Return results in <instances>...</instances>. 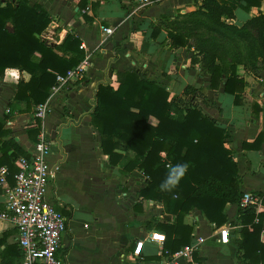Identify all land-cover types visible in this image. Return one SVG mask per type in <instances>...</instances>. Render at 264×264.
Returning <instances> with one entry per match:
<instances>
[{"label":"crops","instance_id":"1","mask_svg":"<svg viewBox=\"0 0 264 264\" xmlns=\"http://www.w3.org/2000/svg\"><path fill=\"white\" fill-rule=\"evenodd\" d=\"M81 1L30 0L31 4L42 5L52 18L42 39L56 46L67 34L76 35L91 61L83 81L65 84L49 100L48 114L42 120L37 136L43 133L54 142L49 161L56 168V178L50 188V198L68 217L60 253L70 264H79V257L87 264L81 242L94 237L97 242L112 248L109 260L106 259L104 264H119L117 236L125 234L131 238L129 252L136 240L145 241V264H173L169 257L162 255L165 233L154 226L155 219L161 220L165 216L162 204L141 199L142 173H122V165H111L109 157L101 150L100 134L93 126L91 116L97 90L107 82L117 86V72L125 70L138 71L141 78L165 87L170 92V100L181 106L187 100L185 87L197 88L200 92L194 103L229 133L226 147L238 163L242 191L261 195L264 192V68L244 70L243 65H239L238 73L246 80L240 103H236L234 95L224 91V83L217 90L210 87L211 74L200 61L194 62V58L200 59L195 46L174 45L168 36L170 22L180 13L197 10L202 0H150L146 4L138 0H85L80 6ZM261 11H264V2L262 7H252L249 12L239 8L236 17L227 22L241 26ZM158 26L161 30L154 36ZM104 27H111L113 33L107 34ZM30 77V73L18 68L5 70L0 78L1 117L7 114L19 80L28 81ZM32 109L7 119L6 128L11 133L5 138L14 137L30 154L36 140L28 129L38 126L35 107ZM151 121L156 123L153 117ZM259 135L262 141L256 145ZM8 179L14 184V175L10 173ZM84 184L87 189L83 191L82 188L79 192V185ZM3 202L0 187V208H3ZM138 202L139 212L134 208ZM263 211L264 206L259 213ZM226 214L228 221L222 227H217L199 210L186 215L185 222L197 235L205 238L195 251L200 264H243L242 251L236 244L241 238L237 231L240 205L227 204ZM88 219L95 222L92 232L88 230ZM101 220L103 226L99 225ZM101 230L103 237L97 235ZM3 234L7 235L8 244H16L17 229L10 222L0 221V236ZM261 240L264 242V231ZM4 248L5 245L0 246V262ZM127 259L125 262L131 264Z\"/></svg>","mask_w":264,"mask_h":264},{"label":"trees","instance_id":"2","mask_svg":"<svg viewBox=\"0 0 264 264\" xmlns=\"http://www.w3.org/2000/svg\"><path fill=\"white\" fill-rule=\"evenodd\" d=\"M263 1L202 0L197 10L178 15L168 27L172 43L181 47L188 45L189 33L202 28L217 32L223 41L232 32L252 41L256 39L247 60L241 58V52L228 59L225 42L210 46L201 40L195 45L200 59L194 58V62L200 61L211 74L210 87L217 90L224 83V91L234 95L236 103L241 102L246 86L244 76L238 73L239 65L255 70L264 68V11L241 26L228 23L227 19H234L239 8L249 12L252 7H261ZM184 15L192 17L184 21L186 29L180 23ZM51 22L50 14L40 4H31L30 0H0V78L8 68H18L31 75L28 81L19 80L7 114L4 118L0 116V167L6 165L11 175L18 171L16 160L31 154L14 137L5 139L11 133L6 128L7 119L46 103L57 76L65 75L86 56L82 41L76 35L67 34L56 46L42 39ZM160 30L156 27L153 35ZM117 81V86L109 82L99 86L92 124L100 134L101 150L109 157V163L121 164L124 174L141 172L144 186L139 190V197L162 204L165 216L155 219L154 226L165 233L162 255L171 256L192 243L193 227L185 222L189 212L199 210L217 227H222L228 221L227 204H240L244 193L242 178L238 163L226 147L229 133L194 103L200 91L193 86L185 87L187 100L181 106L170 100V92L165 87L141 78L138 71H118ZM151 117L157 122L153 123ZM37 123L36 128L28 129L36 141L42 120L37 119ZM261 141L259 135L256 145ZM185 162L189 168L178 186L161 191L159 186L168 173L167 166ZM10 181L13 183L12 176ZM261 196L264 199V192ZM134 208L140 211L139 202ZM237 225L241 238L236 244L242 251L243 264H264L261 240L264 211L257 213L254 206L240 207ZM6 238V234L0 236V246L5 245L0 264H16L20 249L17 244H8ZM194 257L198 260L195 253Z\"/></svg>","mask_w":264,"mask_h":264},{"label":"built area","instance_id":"3","mask_svg":"<svg viewBox=\"0 0 264 264\" xmlns=\"http://www.w3.org/2000/svg\"><path fill=\"white\" fill-rule=\"evenodd\" d=\"M138 1L145 4L150 2V0ZM103 29L107 34L113 33L111 27ZM90 64V59L85 56L78 66L68 70L65 75H58L55 84L51 87L47 102L35 106V118L45 119L49 100L65 84L83 81ZM53 146V140L43 133L40 134L31 155L20 156L16 160L18 171L14 174V184H10L8 179L9 168L6 165L0 167V187L4 197L3 208H0V221L10 222L17 229L16 244L21 256L16 264H70L60 253L63 236L68 228V217L50 198V188L56 178V168L49 161ZM263 201L261 195L253 191H245L239 205L241 208L254 206L259 213L263 209ZM192 238L191 244L167 256L173 264H200V261L195 259L194 253L205 238L194 231ZM144 244V240H136L133 250L127 255V260L131 264H145Z\"/></svg>","mask_w":264,"mask_h":264},{"label":"rangeland","instance_id":"4","mask_svg":"<svg viewBox=\"0 0 264 264\" xmlns=\"http://www.w3.org/2000/svg\"><path fill=\"white\" fill-rule=\"evenodd\" d=\"M264 2V1H263ZM263 5V4H262ZM262 7V6H261ZM260 13V12H259ZM183 13H180L179 15H182ZM186 14V13H184ZM186 15H184L183 17L180 18V23L181 25L183 24L186 29L187 24H184L185 20H190L192 17H185ZM188 24H190L189 22H187ZM183 28V30H184ZM190 32V31H188ZM253 33V31H252ZM189 40H188V45L192 48L194 47L196 44L198 45V42L202 40V42H206L207 45L210 46H215L218 45V42L220 44L224 43L227 45V51H226V55L228 57V59L231 56H234L237 53L241 52V58L244 60H247L250 58L249 55V51H250V47L252 45V42L256 43V39H254L253 41L251 40V38L246 37L243 34H239V33H235L232 32L230 33L227 38L225 39V41H223V39L221 38V35H219L217 32L215 31H211L209 29L206 28H202V29H198L196 31H193L192 33H189ZM254 34V33H253ZM253 36V35H252ZM194 45V46H193ZM194 50H197L194 47ZM225 55V56H226ZM261 60V59H260ZM244 70H254V68L250 67V66H243ZM118 85V84H117ZM31 112V111H30ZM157 122V120L155 121ZM122 185V184H120ZM81 188L78 189L79 192H81V189L84 188L83 191H85L87 188L84 184V186L79 185ZM124 187V185H122ZM131 211V209H130ZM131 214L133 215L134 212L133 210L131 211ZM88 223H89V228L88 230L90 232L94 231V227H95V222L94 220L88 219ZM104 221L101 220V223L99 224L100 226H103ZM98 226V223L96 224ZM127 228H130V226L127 224L126 225ZM104 231L101 230L100 234H97L98 236L103 237ZM117 250L118 252L116 253V255L119 258V261L121 263L119 264H127L126 258L125 257L128 253H129V246H130V241L131 238H127L125 236V234L120 237L119 235L117 236ZM84 247V252L87 254L86 256V263L89 264H104L105 260H109L108 256H110V251L112 248H110L109 246H107L105 243L102 242H97L96 240H94V237L91 240H87V241H82L81 242V248ZM89 258V261H88ZM79 264H83L84 260L83 258L79 257L78 260Z\"/></svg>","mask_w":264,"mask_h":264},{"label":"clouds","instance_id":"5","mask_svg":"<svg viewBox=\"0 0 264 264\" xmlns=\"http://www.w3.org/2000/svg\"><path fill=\"white\" fill-rule=\"evenodd\" d=\"M168 173L165 179L161 182L159 188L161 191H171L178 186L179 181L186 174L189 165L188 163H177L175 165H168Z\"/></svg>","mask_w":264,"mask_h":264}]
</instances>
